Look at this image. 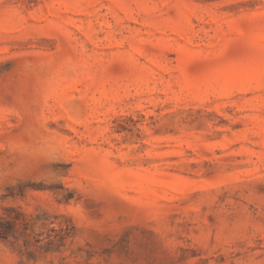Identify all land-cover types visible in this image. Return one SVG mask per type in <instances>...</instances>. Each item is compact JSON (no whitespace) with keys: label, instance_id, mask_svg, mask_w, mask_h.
Masks as SVG:
<instances>
[{"label":"rangeland","instance_id":"rangeland-1","mask_svg":"<svg viewBox=\"0 0 264 264\" xmlns=\"http://www.w3.org/2000/svg\"><path fill=\"white\" fill-rule=\"evenodd\" d=\"M0 218V264H264V0H0Z\"/></svg>","mask_w":264,"mask_h":264},{"label":"trees","instance_id":"trees-1","mask_svg":"<svg viewBox=\"0 0 264 264\" xmlns=\"http://www.w3.org/2000/svg\"><path fill=\"white\" fill-rule=\"evenodd\" d=\"M20 222L18 218H11L6 220L4 218H0V241H7L10 238H16V227ZM24 230H27V224L25 222L22 223Z\"/></svg>","mask_w":264,"mask_h":264}]
</instances>
